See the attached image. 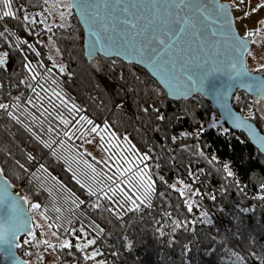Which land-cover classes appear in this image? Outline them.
I'll return each instance as SVG.
<instances>
[{
	"label": "trees",
	"instance_id": "trees-1",
	"mask_svg": "<svg viewBox=\"0 0 264 264\" xmlns=\"http://www.w3.org/2000/svg\"><path fill=\"white\" fill-rule=\"evenodd\" d=\"M17 3L28 4L30 12H44L47 16L45 22L52 31L44 29L42 24L26 28L12 18L0 21L9 28L8 40L0 38V51L8 53L5 65L0 66V103L11 105L15 103L13 98L20 96L21 108H9L8 111H13L23 125L32 129L28 131L6 111L0 110V168L3 176L25 195L29 212L31 204H40L41 208L37 209L40 213L46 206V215L51 218L46 221L53 224L50 229L71 243L72 247L63 249L54 245L58 259L66 264H91L98 260H104L105 264H230L235 253L246 264H264V199L260 198L264 197V190L260 187L264 184V155L248 138L242 132L230 130L213 106L199 94L174 100L142 68L116 57L96 55L87 58L83 49L84 32L72 8L65 9L66 16L61 20L51 19L43 0H14V7ZM61 23L65 27L60 28ZM49 37H52L51 41ZM23 40L32 44L35 51L21 43ZM36 52L40 55L37 56ZM27 62H31L35 71L40 73L37 80L41 83L47 80L45 88H54L69 104L75 103L80 109L71 116L59 109L71 121L67 128L55 116H44L41 110L26 104L29 96L35 103H40L29 88L20 84L31 75L24 67ZM61 64L65 67L63 73L54 67ZM47 69H52L51 73H46ZM28 82L33 86L36 84L30 79ZM37 92L41 96L51 95L39 88ZM52 99L59 104L55 97ZM42 102L51 111L47 100ZM231 104L264 134V99L256 103L245 92L237 90ZM25 107L43 120V125L33 122L26 113L21 114ZM81 115L98 125V130L106 129L104 132L112 144L105 145L122 148L123 157L132 159L134 151L137 157L148 153L151 159L144 163L148 164L147 171L155 181L151 208L141 206L140 211L119 210L121 215L117 218L116 214L105 210L116 208L110 201L100 199L102 207H92L97 196H90L87 187L82 186L93 183L88 179L92 170L84 162L93 165L97 173L113 176L117 165L107 167L85 149V143L93 133L84 137L73 129L74 135L71 132L67 137L63 135ZM158 115H163L164 119H158ZM213 118L218 122L217 126L206 125ZM81 124V131L92 127L84 122ZM49 125L54 132L47 131ZM77 128L81 126L77 125ZM33 132L47 143L53 140L56 143L52 148L45 147ZM56 132L61 135L57 136ZM173 136L177 137L175 141L171 139ZM61 140L63 145L59 143ZM133 145L135 149H132ZM200 152L204 155L201 156ZM109 153L113 154L112 149ZM28 154L33 159L29 160ZM212 157L216 159L209 163ZM225 163L230 165L234 176H226ZM40 165H44V169ZM139 167L142 168L143 164ZM160 176L164 177L163 181ZM100 178L111 184L106 177ZM175 180L191 184L193 192L189 201L176 188L169 187ZM96 187L100 185L97 184L94 191ZM196 190L199 195L193 194ZM72 199L84 203L75 208L70 203ZM188 203L193 204L191 211ZM54 206L63 209L58 222L56 217L60 214L53 211ZM169 212L171 217L165 215ZM203 212H207V217L201 215ZM173 219L179 220L183 226L173 231ZM209 220L211 223L207 222ZM92 221L104 232L96 245L77 249V243L86 242L79 232L81 224L90 231L87 225ZM32 223L36 240L31 236L21 237L17 254L29 264H43L46 245L37 241L45 240L44 235L33 219ZM64 228L77 231L65 232ZM160 231L164 232L163 236ZM94 235L90 232L87 239ZM78 236L80 240L76 239ZM25 239L29 240L28 244L23 243ZM94 249L102 255L85 260L84 256L90 255Z\"/></svg>",
	"mask_w": 264,
	"mask_h": 264
},
{
	"label": "snow or ice",
	"instance_id": "snow-or-ice-1",
	"mask_svg": "<svg viewBox=\"0 0 264 264\" xmlns=\"http://www.w3.org/2000/svg\"><path fill=\"white\" fill-rule=\"evenodd\" d=\"M246 0H233L231 5L229 4H219L217 9H209L201 0H86L84 4H78V7H84L88 10V18L86 23L89 27V32L92 37L95 38L94 43L100 45L101 47L111 48L113 45L117 46L118 49L123 50L124 54H132L134 56H139L140 62H148L155 69H157L162 74L163 77H168L170 79H175L176 72L187 73L193 61H198L196 63V68L200 72L199 80L203 84L210 75L216 72L223 73L231 81L241 80V86H244L242 78H248L247 87L250 91L257 93L261 99H264V81H258L250 75V70L247 68L244 63L245 55H250L248 50V42L244 41L243 37H236L231 31L232 20L229 18V8L235 7L236 10H240V5L245 4ZM250 3V0H248ZM44 5L49 4V0H43ZM28 4L26 3H17L14 7V0H0V21H4L5 18H12L20 21L26 28L31 25L35 26L36 24H42L44 29L51 32L52 27L47 24V16H44V12H30L28 10ZM53 7H58V5H53ZM71 9L72 3L71 0L66 6ZM260 7H264V4L257 5L254 8H251V11H245L243 16L238 19L244 20L250 17L251 13L258 11ZM47 11V9H45ZM215 12L216 19L221 22V35L226 36L229 40H239L244 41L239 43L238 48L243 51L240 52L239 56H231L225 52H221L217 44H210L208 47H205L208 44L209 34L205 31V21L209 19V15ZM51 13L49 12V15ZM61 20L66 16V13L61 11L59 12ZM37 17H44L43 19H37ZM258 24H264V20L258 21ZM60 28L65 27L64 23L59 25ZM0 38H3L5 41L8 40L6 33L9 32V28L6 24H0ZM227 29V32L223 31ZM261 29H247L244 33V37L249 38L251 42L255 43L256 41L252 39L253 37L259 35ZM31 34V32H30ZM217 32L212 31L211 36H216ZM49 41L52 40V37L48 38ZM23 44H27L28 48L32 51H35V48L32 44H28L27 40L21 41ZM19 47V45H17ZM59 52V49H57ZM107 54V53H106ZM117 55L121 54V51H117ZM36 55L39 56L40 53L36 52ZM8 56L7 52H4L0 55V66L5 65L6 58ZM27 60V57L25 56ZM51 59V56L49 57ZM43 67V64H40ZM24 67L31 73L30 77H26L24 80L20 81V84L25 85L31 90L35 95L36 101L40 103H35L32 96H29L26 100L27 105H32L34 108L41 110V114L44 116H55L57 120L60 121L66 128L71 123V121L66 118L63 112L59 109H64L71 116L74 113L80 111L75 103L69 104L67 100L61 95L60 92H57L54 88H45L44 83H47V80L44 83H41L37 80V77L40 73L35 71V66L31 62L25 63ZM54 67L59 68V72H65L64 65H54ZM259 70H264V64L259 66ZM52 69H47L46 73H51ZM36 81L35 86L29 83L28 81ZM188 81L191 82L193 86L196 85L197 81L193 80L192 75H187ZM165 83H168V80H164ZM52 83H55L53 81ZM37 88L41 89L42 92H50V96H41L40 92H37ZM192 90H199L193 87ZM169 91H172V86H169ZM53 97L56 100H59V104L55 103L52 99ZM15 103L11 105L8 103H0V110L7 112V115L16 121V123L22 124L23 121L19 116L15 115L13 111H8L9 108L20 109L21 108V97L17 96L13 98ZM222 99L225 101L223 107L227 108V93L224 94ZM237 99H239L237 97ZM47 100L48 105L51 108L44 106L42 101ZM256 103H260V100H257ZM145 111H148L146 108ZM159 113V109H156ZM27 114L31 117L33 122H39L43 125L44 121L37 117L34 113L28 111L25 107L24 111L21 114ZM229 115L232 113L229 111ZM158 119L163 120V115H158ZM235 119L239 120L240 117ZM81 122H84L87 125H91L90 129H83ZM77 125H80L81 128H77ZM27 128L28 131L32 129L28 125H23ZM215 127V124L211 125ZM239 126V125H237ZM98 125H94V122L89 119L87 116L81 115L75 124H72V128L63 132L65 137L69 136L70 132L74 135L72 131L81 132V136H89L91 133H98ZM43 130V129H42ZM202 130V129H201ZM49 133L55 131L49 125L47 129ZM101 131H106V129H101ZM225 132H228V129H224ZM40 143L44 144L45 147L52 148V144L56 143L53 140L51 143L45 142L41 137L36 133H32ZM199 131L195 135H199ZM56 135H61L60 132H56ZM181 135L187 136L192 135V133H182ZM103 140V136L101 137ZM127 139V138H125ZM173 141L177 139L176 136L171 137ZM91 143V141H88ZM262 146H264V138H261ZM61 145L64 144V141L59 142ZM118 147V146H117ZM132 149H135V146H131ZM107 150V149H106ZM151 151V149L149 150ZM201 156L204 155L203 152L199 153ZM53 155H55V150L53 149ZM138 158V163L136 160ZM28 159L31 160L33 157L31 154H28ZM121 163L126 166H116L115 175H107L106 173H97L93 165L88 164L87 161L84 163L88 168L92 170L91 176L88 177L91 180L92 184H84L82 186L87 187L88 194L90 196H97V202L92 205L94 208H101L102 205L99 203L100 199L110 201L116 206V208L108 207L105 209L110 213L117 215V218H120L121 212L119 210L127 211H140L141 206L151 208L152 203L151 199L155 193V181L152 179V175L149 174L147 169L149 168L148 164L144 163L145 161L151 159L148 153L139 154L137 157L136 151L133 152L132 159L127 157H121ZM216 157H212L209 160V163H212ZM19 164V161L16 162ZM140 164H143V167H139ZM23 167V165H20ZM159 168V165H156ZM41 169H44V165H40ZM223 169L226 172V176L232 177L235 173L231 170L230 165L225 163ZM71 170V169H70ZM46 171V169H45ZM3 172V169L0 168V173ZM87 175V174H86ZM106 177V180L111 182L105 183L100 177ZM116 177H119L117 179ZM74 179L76 176L74 174ZM161 181L164 180L163 176H160ZM77 183H80L77 180ZM183 184V181H180ZM94 191L93 188L96 185ZM169 187L175 189L176 185L172 184ZM185 188L190 187L189 185H184ZM261 189L264 190V184L260 185ZM106 189V190H105ZM127 189V190H126ZM183 195V189H176ZM70 192V190H69ZM99 193V195H98ZM194 195H199V190L193 193ZM74 196V194H71ZM160 196H164V193H160ZM264 199V197H260ZM11 199L10 194L7 193V188L5 187L3 193L0 194V204H6V202ZM215 199V196L212 197ZM70 203L75 207L79 208L81 204L84 203L83 200L72 199ZM187 203V201H186ZM192 203H188V210H192ZM32 209H40L41 205L38 203L31 204ZM11 210L14 215L8 216V210ZM53 211L60 214L56 217L57 222L60 220V217L63 214V209L60 207L53 208ZM69 212L74 211L69 209ZM247 211V209H245ZM23 209L19 206L17 201H12L11 205L6 208L5 212V223H15L16 215L22 214ZM47 207L41 215L44 216L46 220L51 219L46 215ZM166 216L171 217V213H165ZM202 216L207 217V212L201 213ZM211 223V221H207ZM70 224L71 221H68ZM172 224L175 225L173 231L176 228H180L183 225L179 220L173 219ZM49 228L53 227V224L48 225ZM22 224L19 227H14L12 230V236L15 237L16 231L21 230ZM39 227V225H37ZM87 228L90 231H86L85 225L81 224L79 232L83 234L86 238V242L77 243L75 247L77 249L88 248L89 246L96 245L97 240L100 235L104 232V229L101 228L94 221L90 222L87 225ZM65 232L75 233L77 229L75 228H64ZM90 232L95 233V235L87 239L90 235ZM57 233H53L56 235ZM28 235L32 237L33 240H36V236L33 231H29ZM160 235H164L163 231H160ZM77 240H80V237H76ZM24 244H28L29 240L25 239ZM37 243L44 244L47 247L51 248L53 245L49 240H38ZM59 248L72 247L71 243L68 240H64L58 245ZM102 255L98 249H94L90 255H85V260H91L95 257ZM234 255H237L234 253ZM96 264H105L104 260H98Z\"/></svg>",
	"mask_w": 264,
	"mask_h": 264
},
{
	"label": "water",
	"instance_id": "water-1",
	"mask_svg": "<svg viewBox=\"0 0 264 264\" xmlns=\"http://www.w3.org/2000/svg\"><path fill=\"white\" fill-rule=\"evenodd\" d=\"M67 1L68 3L70 2V0ZM71 3V8L84 32L83 49L87 58L96 55H101L106 58L116 57L125 63L133 64L142 68L159 84L167 96L174 100L190 98L194 93L199 94L213 106L221 121L224 122L230 130L242 132L259 153L264 155V146H262L261 142V138H264V134L259 131L253 122L245 118L240 112L236 111L231 104L232 96L237 90L245 92L254 101L263 100L256 92L248 89L247 84L249 81L247 77L242 78L244 86H241V80L234 82L229 80L223 73L216 72L210 75L204 80L203 84H201L199 80L200 72L196 68V63H198V61H193L187 73L176 72L175 79H170L168 77L162 78L161 72L155 69L153 65L148 62H140L139 56L124 54L123 50L118 49L115 45L108 48L106 46L101 47L100 45L95 44V38L90 35L88 24L85 22L88 18V10L84 7L77 6L78 4L86 3V0H71ZM201 3L209 9L216 10H218L217 6L219 4H225L220 0H201ZM229 13V18L232 20V33H234L236 37H242L237 32L234 17L230 8ZM205 31L209 34L208 44H206L205 47H208L210 44H217L218 42V47L221 52H225V49H227L226 54L239 56L240 52L243 51L238 48L239 43L247 41L249 50V40L246 37H243L244 41L229 40L226 36L220 34L221 22L216 19L215 12L210 14L209 19L205 21ZM212 31H216L217 35L211 36ZM223 31L227 32V29H223ZM118 50L121 51V54L119 55L116 54ZM244 63L247 66V55L244 57ZM187 75H192L193 80L197 81L195 86L188 81ZM250 75L258 81H264V76L259 73L250 71ZM165 79L168 80V83L164 82ZM170 85L172 86L171 92L169 91ZM193 87L199 90H192ZM225 93H227V108L223 107L225 101L222 97ZM229 111L232 115L228 114ZM236 117H240L241 119L237 120L235 119ZM5 187L7 188V193L10 194L11 199H9L6 204H0V264H29L22 260L17 254V248L20 246V238L23 236H29L28 232L33 231L32 217L28 210V202L25 195H23L18 189L19 193H16L15 187L3 176L2 173H0V194L3 193ZM12 201L18 202L19 206L23 209V213L16 215L15 223H5L6 208L11 205ZM7 215L12 216L14 213L9 209ZM21 224V230L16 231L15 237H13V228L19 227Z\"/></svg>",
	"mask_w": 264,
	"mask_h": 264
},
{
	"label": "rangeland",
	"instance_id": "rangeland-1",
	"mask_svg": "<svg viewBox=\"0 0 264 264\" xmlns=\"http://www.w3.org/2000/svg\"><path fill=\"white\" fill-rule=\"evenodd\" d=\"M222 3L231 5L233 3V0H220ZM58 5V7H53V5ZM67 0H49V4L47 5L48 12L51 14L49 15L51 19L58 18L60 19L59 12L65 11L67 9L68 5ZM264 4V0H250V3L248 0H246L245 4L240 5V10H236L235 7H230L231 12L234 17L235 26L237 29V32L239 35L244 37V33L247 29H256L260 28L261 31L259 35L253 37L256 42L253 43L251 40H249V52L250 55H247V68L251 72L260 73L264 75V70H259V66L264 64V24H258V21L264 20V7H260L258 11L251 13L250 17L244 20L238 19L239 17L243 16V13L245 11H251V8L256 7L257 5ZM57 19V20H58ZM4 52L0 51V55H2ZM215 124V127L217 126L218 122L213 118L211 120H208L206 125L211 126ZM103 136V140L101 137ZM88 141H91L89 143ZM111 143V141L108 139V134L104 131L98 130V133H93L90 138L85 143V149L96 159L101 161L104 165L107 167L118 165L121 163V157L122 155V148H115L114 145H109L107 147L105 143ZM112 144V143H111ZM107 149V150H106ZM109 149H112L113 154L109 153ZM172 184L176 185V189H183V195L185 196V199L187 201L190 200V195H192L193 189H191L190 183L183 184L180 183L179 180H175L172 182ZM184 185H189L190 187L185 188ZM16 193H19V191L15 188ZM30 213L33 221L35 224L39 225V228L41 229L44 239L49 240L50 243L53 245H59L62 243L65 238L59 237L58 235H53V231L49 228V224L47 223L46 219L41 215L39 210L32 209L30 206ZM53 247L49 248L46 246V248L43 251L42 254V260L43 264H66L61 262L56 253L54 252ZM97 261H94L91 264H96ZM230 264H246L241 259V257L237 255H233L230 259Z\"/></svg>",
	"mask_w": 264,
	"mask_h": 264
}]
</instances>
